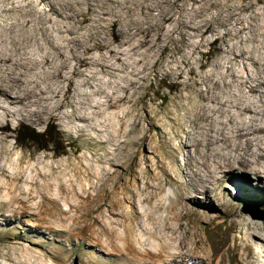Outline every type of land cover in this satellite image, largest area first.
Here are the masks:
<instances>
[{"label":"bare ground","instance_id":"1","mask_svg":"<svg viewBox=\"0 0 264 264\" xmlns=\"http://www.w3.org/2000/svg\"><path fill=\"white\" fill-rule=\"evenodd\" d=\"M38 1L49 4L50 14L41 10L34 0H16L1 10L4 20H0V177L6 178V181L5 185L0 183V190L6 187L7 198L0 201V210L6 212L7 217H0V236L9 232L14 236V242L23 241L43 247L41 235L53 234L68 243L66 248L58 241L54 245L56 252L50 259L52 263L58 264L59 259L67 263L74 238L78 243L86 238L90 246H103L101 235H106L104 247L113 264L124 259L133 247L129 242L124 244L125 247L116 245L115 239H119V236H112L108 231L115 233L117 226L124 224V237L126 239L129 236L131 222L139 217L137 204L152 199L153 195L146 194L137 200L140 193L151 188L149 183L143 182L141 188L140 185H134L128 200L133 211L129 213L115 197L119 191L124 194L125 190L124 186L113 181L115 170L103 173L95 188L96 194L86 192L84 197L82 189L77 193L70 180L58 182L59 198L68 204L67 210L62 211L54 197L46 196L49 185L45 182V177L58 175L59 164H42L45 159L42 155L32 166L22 167L24 157L12 156L15 145L11 135L4 132L9 128V119L39 124L59 117L79 136L88 135L106 144L120 142L119 138L129 135L138 124H129V128H125L120 120L115 124L108 109L117 107L122 101L128 107L139 106L147 95L145 90L150 76L157 73L161 74L163 80L169 79L170 86L177 88V98L185 111L184 123L173 133L172 138L185 146L183 170L192 187V196L182 199L184 203L178 213L171 212L173 219L179 221L184 218L186 202L192 199L213 208V190L210 185H214L215 180H218L216 184L219 185L226 178V172L249 171L262 181L264 0H249L245 5L225 4L217 6L216 11L212 12H209L211 4L207 0H191L182 11H179L183 7L181 0ZM114 2H121L125 9L110 14L109 9ZM94 4L103 8L102 12L106 16L95 15ZM257 4L261 5L260 10L256 8ZM82 5L92 6L83 15V19L90 20V26L81 25L82 18L77 16L83 10ZM69 6L73 8L69 10ZM151 10H158V13L155 15ZM242 12L247 14L243 15ZM117 15H121L122 19H117ZM105 19L107 22H104ZM142 23L146 24L144 29ZM163 24L166 25L160 27ZM110 25L115 27L117 33H108ZM208 33L215 36L214 42L223 37L234 39L227 44L224 54L210 65L200 63L195 57L202 55ZM171 45L173 49L179 50L180 58L164 61L163 54ZM180 46L184 49H180ZM96 73L115 78L114 89L99 87L81 91L83 86L92 87L91 78L99 81ZM61 81L66 83L65 89L60 85ZM70 86H73L72 94L69 93ZM189 87L195 88L196 101H192L187 93ZM93 94L99 96L95 102H92ZM154 100L152 96L151 102ZM63 107L69 110L61 111ZM144 119L150 127L158 130L154 125V117ZM168 119L178 124L175 117ZM122 142L114 144L116 146L112 154L118 148H124L125 143ZM88 158L85 156L82 164H91ZM76 168L82 170L83 167ZM23 176H26L28 187L23 189L22 197H18L14 185ZM111 180L113 185L109 192L113 198L105 202V208L102 209L100 192L107 188ZM70 195L75 198V202L69 199ZM38 197L40 201L33 203ZM46 201L53 204L49 209L46 208L48 216L65 229L56 228L51 223L42 225ZM30 202L33 204L30 205ZM218 203L220 208L232 211L228 201L220 200ZM172 208L173 204L167 211ZM92 210L97 211V214L88 219ZM103 217L109 219L107 224L101 223ZM22 219L28 220L27 225L37 227L38 231L27 229V232L26 228L16 225L13 229L8 227L9 221L19 222ZM80 219H83V225L79 224ZM67 220H70L69 225L65 224ZM177 224L180 227V223ZM92 226H96L100 233L88 232ZM156 233L172 236L176 230L166 218ZM126 251L129 252L125 254ZM24 252L34 256L33 249L24 248ZM11 253H15V250L12 249ZM178 257L180 260L177 264L200 262H193L191 252L180 253ZM35 258L43 262L46 255L42 253ZM7 260L14 261L13 256L9 255ZM27 260L22 257L15 264H26ZM259 260L263 261L264 258L260 255ZM94 261L91 256H87L85 264H96Z\"/></svg>","mask_w":264,"mask_h":264},{"label":"rangeland","instance_id":"2","mask_svg":"<svg viewBox=\"0 0 264 264\" xmlns=\"http://www.w3.org/2000/svg\"><path fill=\"white\" fill-rule=\"evenodd\" d=\"M15 1L0 0V20H4L1 16V10L6 4H14ZM34 1L38 2V7L41 10L50 14L48 11L51 8L49 4L38 0ZM170 1L172 2L173 0ZM207 1L211 4L209 12L216 11L217 6L225 4L245 5L249 2V0ZM180 2L183 4V7L179 11H182V9L188 7L191 0H181ZM112 5L113 7L109 9L110 14L125 9L121 2H114ZM257 5L256 8L260 10L261 5ZM82 7L83 10L77 16L82 18L81 25L90 26V20L83 19V15L87 14L92 6L87 7L86 5H82ZM94 7L95 15L106 16L102 12L103 8L95 4ZM72 8V6L68 7L69 10ZM68 9L66 11H69ZM151 12L156 15L158 10H151ZM242 14L246 15L247 13L242 12ZM116 18L122 19V16L117 15ZM104 22H107V20L105 19ZM165 25L163 24L160 27L163 28ZM141 27L144 29L146 24L142 23ZM109 28L107 29L109 34L117 33L114 26L110 25ZM222 31L223 29L220 30V32ZM207 37V41L202 47V55H195V57L200 60V63L210 65L224 54L223 51L227 44L233 42L234 39H231V37H223L214 42L213 38L215 36L208 33ZM181 48L184 49L183 46H180ZM180 55L179 50L173 49L171 45L164 52L163 60L170 59L174 61L179 59ZM68 67H71V65ZM238 69L240 70L239 67ZM86 73L91 75L89 72ZM96 77L99 81L91 78L90 83L92 87L83 86L81 87V91L93 90L99 87L107 90L114 89L115 78L110 75L104 76L100 73H96ZM170 82L169 79L163 80L160 73H157L155 76L152 75L148 80L145 90L147 95L139 106L128 107L126 105L127 103L122 101L117 107L108 109L109 114L113 115L112 120L115 121V124L119 120L124 123L125 128H129V124H133L134 122L138 124L136 127L134 126L133 131L129 135H124L119 138L120 142L123 141L122 143H125V146L115 151H118V154H115V152L112 154L111 152L113 147L116 146L114 144L120 143L119 141L106 144L88 135L79 136L62 119L53 117L39 124H34L30 121L9 119V128L4 133L11 135V141L14 142L15 148L12 150V153L14 152L12 156H15V158L23 156L24 160L21 166L24 168L35 164V161L37 162L39 156L42 155L45 156L42 164H59L60 172L58 175L54 174V176L45 177V182L49 185L46 196L48 198L54 197L58 202L59 209L62 211L67 210L68 204L65 200L59 198L57 188V184L59 185V183H66L70 180L77 193H80L82 189L83 193L81 192V194L84 197L87 193L96 194L97 189L95 188H97L99 183V177L103 173H107L106 171L113 172L115 170L116 175L114 174L113 181L115 180L118 185L120 184V186L125 187L124 194L122 191H119V194H116L115 197L121 201V204L125 207L124 209L129 213L133 211L128 200L134 191V185H140L139 188H141L143 182L149 183L151 188H148L142 194L140 193L137 196V200L138 198H143L146 194L153 195L152 199L137 204L139 217L131 222L132 230L129 236L126 239L124 237V224L117 226L115 233L108 231L112 236H119V239H115V243L117 241L116 245L119 244L118 246L123 245L121 247H125L127 242H129L130 246L133 247L130 252H125V254L129 253L118 264H177V261L180 260L178 257L180 253L188 254L190 252L194 259L193 262L200 261L197 264H264V260H259L260 255L261 258H264L263 177L261 178L262 181H260L251 172H239L237 169L236 171L238 172H226V178L219 185L216 184L218 180H215L214 185H210V188L213 190V208H210L203 202L192 199V201L186 202V215L184 218L179 221L173 219L171 212L178 213L180 211L181 204L184 203L182 199H188L192 196V187L189 185L183 170L186 154L185 146L181 141L172 138L173 133L184 123L185 111L182 110L177 98V88L170 86ZM60 85L65 89L66 83L64 81H61ZM73 92V86H70L69 93L72 94ZM187 93L190 95L192 101L197 100L194 87H189ZM152 96L155 97L154 102H151ZM98 98L99 96L97 94H93L92 102H95ZM64 110H69V108L63 107L61 109V111ZM94 117L98 118V116ZM145 117H154V125L158 127V130L150 127L144 119ZM169 117H175L178 124L169 121ZM20 126L34 130L38 134H43L37 137L35 142L36 144L48 147L51 151H36L22 147L24 144L21 141L24 139V136L20 134ZM104 129L109 130L111 128L104 127ZM16 137L22 146L18 144ZM128 142L131 143L127 145ZM27 145L30 148L34 147L33 143ZM85 156L87 158L89 157L88 163L91 164H82L85 162L83 159ZM76 166H82L83 168L82 170H78ZM74 168H76V171H74ZM25 178L26 176H23L14 185V192L15 194L17 193L16 195L18 197H22V194L28 187ZM4 180L6 181V178L0 177V183L2 185H5ZM113 181L108 182L107 188L100 192L101 199L99 203L102 202V209L105 208V202L108 203L107 201L113 198V195L109 192ZM5 190L6 187L0 190V201H4L7 198ZM40 199L38 197L33 203L39 202ZM69 199L75 202V198H72L71 195ZM220 200L228 201L232 211L230 209L220 208L218 203ZM33 203L30 202L29 204L31 205ZM45 203L46 205L43 208L44 212L42 214L44 218L42 225L47 226V224L51 223L56 228L65 229V227L60 226L59 223L54 221L46 213V208L49 209L53 204L50 201H46ZM171 204H173L174 209L172 208L168 212L167 209ZM0 213V217H7L6 212L0 210ZM95 214H97V211L92 210L89 213L88 219H92L96 216ZM166 218L169 219L172 227L176 230L175 235L162 236L156 233L161 222ZM102 220L101 223L105 222L107 224L109 219L103 217ZM27 222L28 220L26 219H22L19 222L9 221L8 227L13 229L16 225L20 228H26V231L27 229L28 231L29 229L38 231L37 227L29 226ZM176 222L180 223V227ZM34 223L38 224L37 222ZM248 223L251 225H247ZM65 224L69 225L70 220H67ZM79 224H84L83 219L79 220ZM89 230L88 232L93 233H97L98 231L96 230V226L90 227ZM101 236V239L104 241H102L103 246H90V241L86 238L78 243V240L74 238L71 242L73 249L68 252L67 263L59 259L58 264H85L87 256H91L96 264H113L112 259L109 257V252L104 247V238L106 235ZM244 238H247V240ZM41 240L44 241L43 247L23 241L14 242V236L6 232L5 236H0V264H15L22 257H25L26 260L27 258L29 259L32 254L24 252V248L33 249L34 255L31 257V260L26 261V264H56L52 263L50 259L56 252L54 245L58 241L62 247L66 248L68 243L55 237L53 234H42ZM12 249L15 250L13 254L11 253ZM42 253L46 255V258H44L45 261L40 262L35 257ZM258 253L260 254L258 255ZM9 255L13 256L14 261L7 260ZM138 255L141 256V258L139 256L140 260L138 259ZM181 264L185 263L182 262Z\"/></svg>","mask_w":264,"mask_h":264},{"label":"trees","instance_id":"3","mask_svg":"<svg viewBox=\"0 0 264 264\" xmlns=\"http://www.w3.org/2000/svg\"><path fill=\"white\" fill-rule=\"evenodd\" d=\"M20 134H22L24 136V139L21 141L22 144H24V146H22L20 143H19V139L16 137V140L18 142V144L22 147H25V148H29V149H34L36 151H40V150H48V151H51L48 147L44 146V145H41V144H36V139L37 137L43 135V134H38L36 133L34 130H30L28 128H25L23 126H20ZM33 143V146L34 147H31L27 144H31ZM27 145V146H26ZM55 153V152H54Z\"/></svg>","mask_w":264,"mask_h":264}]
</instances>
